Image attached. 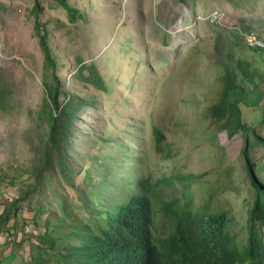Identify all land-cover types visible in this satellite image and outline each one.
<instances>
[{
    "label": "rangeland",
    "instance_id": "374dc122",
    "mask_svg": "<svg viewBox=\"0 0 264 264\" xmlns=\"http://www.w3.org/2000/svg\"><path fill=\"white\" fill-rule=\"evenodd\" d=\"M35 2L44 9L39 16ZM68 3L81 15L74 23L53 0H0V214L33 183L27 171L39 160L30 116L46 94L43 83L52 71L35 34L37 19L47 31L60 90L87 101L69 142L74 186L61 183L55 171L45 173L44 184L10 213L8 224L0 225V263L34 264L37 246L45 242V221L53 230L65 220L63 200L68 211L87 217L82 208L90 200L91 170L97 172L90 175L98 189L124 202L139 180L202 175L192 186L197 201L212 195L214 211L229 213V228L244 243L253 201L240 154L247 138L264 187V145L252 135L264 139V80L259 76L264 75V52L246 46L230 26L264 38V0ZM214 12L225 14L228 28L210 22ZM238 61L248 63L252 80L242 79ZM81 65L97 68L105 91L81 80ZM226 70L236 74L240 88L231 99L248 125L246 133L232 138L204 119L217 102ZM60 101H65L61 93ZM155 128L162 135L161 153ZM156 226L159 236L167 232L160 216Z\"/></svg>",
    "mask_w": 264,
    "mask_h": 264
},
{
    "label": "trees",
    "instance_id": "16d2710c",
    "mask_svg": "<svg viewBox=\"0 0 264 264\" xmlns=\"http://www.w3.org/2000/svg\"><path fill=\"white\" fill-rule=\"evenodd\" d=\"M53 1L67 11L70 22L74 23L81 16L68 0ZM34 10L39 16L44 9L35 2ZM35 34L44 63L52 71L50 81L43 83L46 94L30 116L29 133L37 139L34 155L39 160L27 171L33 177V183L3 209L0 225L8 224L10 213L18 212L17 206L44 184L46 172H57L59 181L66 186L73 187L75 183L69 142L78 112L87 106V101L60 90L47 31L42 30L38 19ZM237 66L244 81L253 79L255 73H248V63L238 61ZM83 71L88 75H83ZM259 76L264 80V75ZM80 78L97 90H106L94 66L81 65ZM221 80L217 102L206 109L204 119L232 138L240 131L246 133L248 125L242 119L238 104L231 99V92L240 88L236 74L226 70ZM60 93L65 97L64 102L60 101ZM154 135L156 150L161 153L162 135L157 128ZM252 135L264 145L262 137L255 132ZM240 154L253 192V201L247 211L244 243L240 244L231 232L229 213L214 211L212 195L197 201L192 186L200 182L202 175L174 174L152 183L147 179L139 180L131 184L135 191L124 202L114 193L98 189L92 181L97 172L91 170L88 172L90 200L88 206L82 208L87 217L79 218L68 211L63 200L65 220L56 224L53 230L49 229V221H45V242L37 246V254L32 259L34 264H264V187L250 157L248 138ZM165 188H169L170 196L165 195ZM158 216L167 224L163 236L156 233Z\"/></svg>",
    "mask_w": 264,
    "mask_h": 264
},
{
    "label": "built area",
    "instance_id": "2783aa9c",
    "mask_svg": "<svg viewBox=\"0 0 264 264\" xmlns=\"http://www.w3.org/2000/svg\"><path fill=\"white\" fill-rule=\"evenodd\" d=\"M225 14H218L214 12L210 15V22L214 25H219L225 28H228L227 25L224 24ZM231 30L240 34L243 37L245 45L249 48H255L256 50H262L264 52V38L258 35L254 30H246L242 31L241 26H230Z\"/></svg>",
    "mask_w": 264,
    "mask_h": 264
},
{
    "label": "crops",
    "instance_id": "0c3cea01",
    "mask_svg": "<svg viewBox=\"0 0 264 264\" xmlns=\"http://www.w3.org/2000/svg\"><path fill=\"white\" fill-rule=\"evenodd\" d=\"M242 90V89H241ZM252 91V90H251ZM245 92V91H244ZM244 95H246V92L244 93Z\"/></svg>",
    "mask_w": 264,
    "mask_h": 264
}]
</instances>
